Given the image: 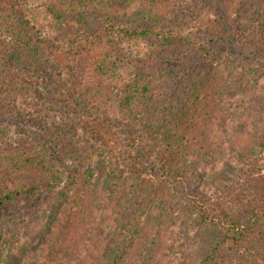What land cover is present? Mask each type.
Returning a JSON list of instances; mask_svg holds the SVG:
<instances>
[{
    "label": "trees",
    "instance_id": "obj_1",
    "mask_svg": "<svg viewBox=\"0 0 264 264\" xmlns=\"http://www.w3.org/2000/svg\"><path fill=\"white\" fill-rule=\"evenodd\" d=\"M150 1L174 7L178 17L137 27L111 18L103 30L84 31L64 47L40 30L22 0H0V18L21 20L57 63L50 108L66 112L60 122L52 111L17 113L72 159L67 192L38 205V196L52 192V163L21 141L19 130L0 123V218L24 205L0 222V264L37 233L45 264H173L165 262L168 248L189 241L196 245L193 264H258L254 248L264 257V0ZM77 2L91 0L46 6L58 17L72 8L84 30ZM26 56L31 69H48ZM246 78L251 83L240 86ZM22 82L29 87L34 79ZM5 90L0 82L2 119L16 110ZM87 147L97 148L104 162L94 166L96 152ZM233 163L244 169L238 174ZM208 171L237 178L222 176L217 190L222 181H206ZM106 178L115 180L113 190ZM108 213L117 229L107 236ZM181 216L180 229L170 230Z\"/></svg>",
    "mask_w": 264,
    "mask_h": 264
},
{
    "label": "rangeland",
    "instance_id": "obj_2",
    "mask_svg": "<svg viewBox=\"0 0 264 264\" xmlns=\"http://www.w3.org/2000/svg\"><path fill=\"white\" fill-rule=\"evenodd\" d=\"M49 1H51L52 3L55 0ZM118 1L122 2H119V4L117 0H91V2L85 4L77 2L75 7H82L85 11V14L83 13V15L84 19H86L87 21V26L84 27V30H81L78 24V21L80 19L79 14L76 13L72 8H67L65 14H62L61 17H58L56 14L48 12L46 6L47 4H49L48 0H22V3L24 8H26L27 11H29V13L33 15L35 20L39 22L40 30H42L45 35H48V37L52 36L55 41L62 43L64 47L69 43H72V41H75L79 37L84 36V31H90V29L103 30V28L105 27V23L108 21V19L111 18L117 21L126 22L128 25L137 27L143 23H150L152 20H162L164 21V23H167L169 17H178V14H176L177 11L174 7L169 8V11L156 7L154 8L150 0ZM178 4L180 5V2ZM179 13L185 15L183 17L184 20L188 17V12L185 8V5H183L181 12ZM25 25L22 24L21 20L16 18L9 23L6 22V19L0 18V50L2 52V54H0V82L4 90L6 89L5 91L11 94L8 95L9 98L14 101L11 103L12 107L16 108L15 114L12 115L14 117L8 119L0 118V123H3L5 126L10 127L13 132H15V130L21 131L16 132L21 141H28L29 145L34 146L36 152H45L46 160L52 163L51 167H53L54 169L52 192H50L49 194L38 196L36 200L37 204L39 205L45 202H59L62 192H67L66 183L68 181L69 171L72 168V159L64 156V153L62 152L51 149V146H53V144H48V136H46V134L39 127L22 122L21 117L18 115L20 113L19 110L29 112L36 116L39 115L42 111H52V119L54 121L60 122L63 120L61 118H65L64 115L66 113H57L56 108L53 110L52 108H50L52 105V100L49 93L51 92L52 86L54 84V75L59 72L58 65L55 60L50 58V56L43 48L38 47L37 44L33 42L32 34L29 31L30 29ZM102 36L104 41L109 40L111 42H114V39L109 38V36ZM111 48V45L107 47L108 50ZM107 49L105 46L103 51ZM26 55L37 56V58L43 61L45 65L47 64L48 69H31L28 65H26ZM22 78H32L34 79V83L29 87H26L23 82L21 83ZM35 81L38 85L35 84ZM241 82L242 83L240 86L244 87L251 83L250 78L243 79ZM260 85L264 86V80ZM258 91H261V89H258ZM251 94L255 96V92ZM237 97H239V95ZM231 110L237 111L239 113L241 111L243 112L244 108L239 109V107H235ZM80 136L78 135V137ZM87 148L89 151L96 152L95 156L91 159L94 163V166H96L97 163L100 165L102 162H104V158L100 156V152L97 148ZM234 156L235 154L232 157ZM234 165H236L237 167V173L240 170L244 169V167L240 164ZM84 167L88 168L86 163H84ZM226 174H228V178H230L229 180H235L237 178H234V175L236 173H225L224 171L221 172V175L217 176H213V174L208 171V174H204V176L205 180L208 182H212V177H216L217 180H221L222 182L220 185L215 184L213 186V189L218 190L221 189L223 185L224 177L222 176ZM234 180L231 182L227 181L226 184L231 185ZM105 181L108 182L107 187L113 190V186L116 185L115 180L113 181L112 178H106ZM22 207H24V205L22 204L15 205V207L9 213L3 216V219L0 218V222L2 220L9 221L11 218L23 212ZM105 217L106 219L102 224V230L104 232L106 231V234L108 236L111 233L114 234L116 231L115 229L117 228L116 223L111 218V216H109V213ZM105 217H103L102 219H104ZM184 220H186L185 216H181L178 221H171V223L168 225L169 229L178 231L180 229L179 227H181L182 221ZM189 223H191V221H189ZM138 224L142 226L144 222L138 221ZM160 225V227L162 228L163 225ZM122 230L124 232L123 228ZM137 237L138 234L134 236V239H136ZM42 238L43 236L40 233L32 235L26 245L24 244L22 246L20 245L21 247H17V249L11 256V260L7 264H45L46 259L44 258L42 253L44 250H46V245L45 243H42ZM256 238L257 242L259 238ZM171 240H167V242L170 243ZM134 241L135 240H133V242ZM185 242L186 238L184 239L183 243ZM176 245V247L174 246L168 248L169 253L166 254L168 255V260L166 259L165 262L167 263L170 260V262H172L173 264H193L194 255L192 251L196 246L195 244H193V241H189L185 245ZM259 245L260 247L264 248L263 241H261ZM256 251V248L252 250L256 262L258 264H264V257L256 256Z\"/></svg>",
    "mask_w": 264,
    "mask_h": 264
}]
</instances>
